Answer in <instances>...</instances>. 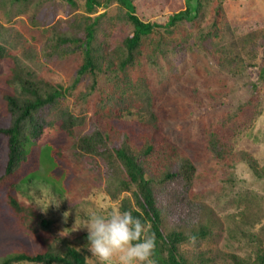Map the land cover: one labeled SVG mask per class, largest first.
Wrapping results in <instances>:
<instances>
[{"label":"trees","instance_id":"1","mask_svg":"<svg viewBox=\"0 0 264 264\" xmlns=\"http://www.w3.org/2000/svg\"><path fill=\"white\" fill-rule=\"evenodd\" d=\"M30 1L0 0V7ZM62 1L76 4V0ZM210 1L85 0L84 12L70 21L68 32L61 34L56 32L55 22L50 24L47 19L39 22L32 15L36 33L42 32L44 36L41 45L20 32L4 36L5 26L0 24V58L13 61L7 77L11 89L1 91L9 121L0 125V135L6 140L0 184L13 179L11 191L6 194L8 207L23 229L48 238L44 239L43 248L17 251L0 264L18 261L92 264L84 252L88 250L87 230H80L72 237L54 234L49 239L54 232V221L38 210L35 203L19 196L17 185L26 176H20L19 171L27 160V145L54 123L67 134L66 141L53 152L56 159L73 170L70 190L77 191L76 177L86 176L109 198L119 200V209L131 210L134 216L147 221L156 240L152 256L155 264H264V238L260 236L251 255L207 246L191 253L186 247L192 241L199 243L215 236V218L212 208L194 190L195 159L169 136L157 86L143 69L145 60L154 66L169 49L186 47L190 30L185 32L182 23L195 24L201 14L205 15ZM215 1L211 26L202 33V38L220 33L217 24L222 0ZM112 3L116 4V13L108 14L106 8ZM237 25L242 30L241 38L251 41L249 48L241 44V51L248 58L254 56L257 28L249 22ZM32 39L36 40L34 34ZM214 48L210 51L212 62L221 68L226 64L237 68L238 64L250 62L243 53L226 54L223 45ZM42 56L51 60L73 59V82L63 84L43 76L38 69ZM229 72L228 68L226 73ZM83 76H88L90 82L74 95L72 88ZM70 94L73 104L67 102ZM83 102H87L86 108L82 107ZM194 105L203 114L211 108L201 101ZM259 105L258 94L250 95L235 108L226 109L227 114L206 131L202 143L218 167L232 168L238 161H246L255 175L264 176V163L259 164L250 151L234 147L235 135L251 125L260 113ZM131 113L142 117L147 126L140 144L133 143L128 134L118 131L111 122ZM32 176L27 179L31 180ZM232 224L234 233H238L241 225L251 222L248 214L241 211L239 221Z\"/></svg>","mask_w":264,"mask_h":264},{"label":"rangeland","instance_id":"2","mask_svg":"<svg viewBox=\"0 0 264 264\" xmlns=\"http://www.w3.org/2000/svg\"><path fill=\"white\" fill-rule=\"evenodd\" d=\"M215 2L211 0L206 5L205 15L201 14L195 24L182 23L185 32L186 29L190 30L185 48L175 51L169 49L154 66L145 60L143 69L157 86L158 101L167 121L169 136L195 159L197 177L194 190L212 208V218H215L212 226L215 236L199 243L192 241L186 247L191 253L196 252L198 247L207 246L223 252L251 255L258 245L256 238H264V176L255 175L246 161H238L232 168L218 167L204 149L202 139L219 117L227 114L226 109L235 108L238 102L256 93L261 103L260 113L249 127L238 131L234 137V147L236 150L250 151L259 164L264 163V0H222L217 24L221 27L220 33L202 38V33L211 26V13L214 11L212 4ZM84 3L85 0H76L75 5L62 0H31L21 5L7 3L0 7V24L5 26L3 35L20 32L31 42L41 45L44 36L42 32L36 33V26L31 21L32 15L39 22L46 19L50 24L55 22L56 32L61 34L68 32L71 29L70 21L84 12ZM106 11L108 14L116 13V4H110ZM243 22H249L258 30L253 44L254 56L249 58L240 49L241 44L249 45L248 48L251 44V41L240 36L242 30L237 24ZM33 34L36 36L35 41L32 39ZM219 45L225 46L226 54L243 53L244 59L250 62L238 64L237 68L228 64V67L225 65L223 68L215 65L210 51ZM40 62L38 69L43 76L63 84L73 82L75 61L70 57L51 60L42 56ZM12 63L10 58H0V125L9 121L1 91L11 89L7 77ZM228 68L231 69L229 74L226 73ZM89 82L88 76L80 77L72 93L75 95L85 89ZM255 85H258V89H255ZM198 101L206 106L211 105L206 114L200 113L201 110L195 107ZM67 102L74 103L71 94L67 96ZM90 104L91 101L88 106ZM86 106L87 102H83L82 107ZM111 122L118 131L128 134L133 143L142 142L147 127L142 117L131 113ZM66 139L67 134L57 123L46 126L38 138L28 143L27 160L19 171L20 176L26 175L17 185L19 196L27 202L35 203L38 210L54 221V232L49 239L54 238V234L72 237L80 230H87L81 226L92 211L107 215L111 210L119 209V200L109 198L86 176L76 177L78 184L74 188L77 191L70 190L73 170L56 159L53 152ZM5 159L6 140L0 135V173ZM31 175L33 178L28 180L27 177ZM12 180L9 178L0 184V263L17 251H36L45 245V235L38 236L23 229L8 207L6 194L11 191ZM42 206L48 207L47 211ZM241 211L248 214L251 224L241 225V231L234 233L232 223L239 221ZM65 212L69 213L67 217ZM84 252L92 264H100L89 249ZM12 264L31 263L18 261Z\"/></svg>","mask_w":264,"mask_h":264},{"label":"clouds","instance_id":"3","mask_svg":"<svg viewBox=\"0 0 264 264\" xmlns=\"http://www.w3.org/2000/svg\"><path fill=\"white\" fill-rule=\"evenodd\" d=\"M42 208L47 211L48 207ZM81 227L87 229L86 246L100 264H155V235L147 221L131 210L113 209L107 215L92 211Z\"/></svg>","mask_w":264,"mask_h":264}]
</instances>
